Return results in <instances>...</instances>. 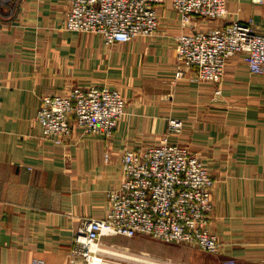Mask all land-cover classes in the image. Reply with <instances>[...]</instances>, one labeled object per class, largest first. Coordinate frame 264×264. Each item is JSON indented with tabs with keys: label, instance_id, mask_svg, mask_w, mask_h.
I'll return each instance as SVG.
<instances>
[{
	"label": "crops",
	"instance_id": "obj_1",
	"mask_svg": "<svg viewBox=\"0 0 264 264\" xmlns=\"http://www.w3.org/2000/svg\"><path fill=\"white\" fill-rule=\"evenodd\" d=\"M226 3L223 20L197 18L186 31L251 18L254 31H262L264 4ZM68 8L66 0H0V264H70L77 228L103 218L108 193L122 186L123 153L156 146L169 132L216 181L210 229L221 252L152 240L149 248L142 244L147 237L119 240L122 246L158 263L264 264V76L235 56L220 95L192 73L177 78L182 28L169 1L158 6L154 36L111 45L66 31ZM93 86L126 98L114 136H84L75 128L64 146L43 140L40 99ZM109 238L103 242L117 241Z\"/></svg>",
	"mask_w": 264,
	"mask_h": 264
},
{
	"label": "built area",
	"instance_id": "obj_2",
	"mask_svg": "<svg viewBox=\"0 0 264 264\" xmlns=\"http://www.w3.org/2000/svg\"><path fill=\"white\" fill-rule=\"evenodd\" d=\"M63 27L91 33L106 44L152 37L160 27L158 6L169 1L180 17L182 32L175 38L176 77L194 74L195 82L218 86L230 58L242 56L252 74L264 76V28L255 32L254 20L232 22L212 29L190 28L194 19L223 20L226 0H66ZM264 4V0H254ZM221 94V89L215 91ZM126 110V98L107 86L75 87L64 95L44 96L36 123L43 140L64 146L75 128L84 136L110 139ZM171 133L146 150L128 149L122 155V186L108 193L103 218L86 219L77 228L70 264L158 263L144 253L109 245L104 237H149L165 244L191 245L210 255L222 249L211 232L216 181L204 162L187 147L172 143ZM110 154H105L109 160ZM31 169V168H30ZM226 264H234L228 261Z\"/></svg>",
	"mask_w": 264,
	"mask_h": 264
},
{
	"label": "rangeland",
	"instance_id": "obj_3",
	"mask_svg": "<svg viewBox=\"0 0 264 264\" xmlns=\"http://www.w3.org/2000/svg\"><path fill=\"white\" fill-rule=\"evenodd\" d=\"M148 238V240H150V241H148L147 239L146 240H144V241H142V244L144 245V246H146V247H149V248H154V243H152V241H154V240H152L151 238H149V237H147ZM111 241H114V240H117V241H114L112 244H114L115 246H119V247H123L122 246V242H120L121 240H130V239H128V238H123V237H116V238H109ZM134 239H136V238H134ZM120 240V241H119ZM132 240V239H131ZM152 240V241H151ZM154 242H156V243H159V242H157V241H154ZM109 244V243H108ZM112 244H109V245H112ZM133 264H146V263H133Z\"/></svg>",
	"mask_w": 264,
	"mask_h": 264
},
{
	"label": "bare ground",
	"instance_id": "obj_4",
	"mask_svg": "<svg viewBox=\"0 0 264 264\" xmlns=\"http://www.w3.org/2000/svg\"><path fill=\"white\" fill-rule=\"evenodd\" d=\"M134 260H136L137 262H139V263H144V260H140V259H138V258H134Z\"/></svg>",
	"mask_w": 264,
	"mask_h": 264
}]
</instances>
